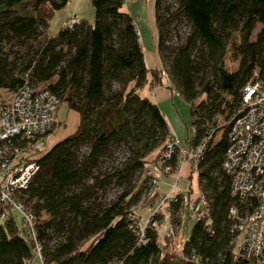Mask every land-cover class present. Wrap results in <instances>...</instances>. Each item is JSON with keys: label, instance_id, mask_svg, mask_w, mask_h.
Segmentation results:
<instances>
[{"label": "trees", "instance_id": "1", "mask_svg": "<svg viewBox=\"0 0 264 264\" xmlns=\"http://www.w3.org/2000/svg\"><path fill=\"white\" fill-rule=\"evenodd\" d=\"M123 1L89 0L91 23L83 19L71 27L62 23L47 36L48 21L66 0H0V89L12 92L25 79L54 93L77 115L75 128L38 157L39 170L20 196L36 215L43 259L61 264H157L161 249L168 247L170 240L158 246L151 230H146L142 244H136L127 228L125 210L137 199L138 189L120 191L102 205L93 202V192L111 180L127 184L135 170L158 154L167 126L157 107L138 90L161 83L166 26L181 17L189 29L171 52L167 86L188 107L194 132L184 142L194 144L211 133L197 163V186L208 199V215L194 220L180 253L193 250L212 260L219 253V264H229L233 251L227 246V208L234 200L228 196V176L219 167L229 121L213 141L214 125L200 111L209 106L225 119L234 113L236 106L232 111L231 107L238 104L239 89L253 73L264 84V0H176L173 10L161 8L163 15L158 13V0H153L160 69L145 67L135 27L120 10ZM255 24L260 27L249 40ZM38 26L44 38L33 43L40 34ZM10 39L24 46L16 56L5 49ZM226 54L235 63L233 69L224 66ZM200 73L206 77L194 91ZM113 81H118L115 90L110 88ZM201 94H206L207 102H196ZM85 139L88 150L78 157L76 144ZM124 141L128 154L120 165L85 183L106 146ZM12 227L7 223V232ZM56 235L62 239L54 240ZM29 253L26 242L0 227V264H20Z\"/></svg>", "mask_w": 264, "mask_h": 264}, {"label": "built area", "instance_id": "2", "mask_svg": "<svg viewBox=\"0 0 264 264\" xmlns=\"http://www.w3.org/2000/svg\"><path fill=\"white\" fill-rule=\"evenodd\" d=\"M76 21L72 16L63 24L71 27ZM159 74L167 80L163 69ZM174 94L178 95L176 91ZM58 103L54 93L25 79L0 101V227L5 234L28 244L30 253L20 264H61L44 261L36 215L20 198L39 170L38 157L49 146ZM189 132L191 136L193 126H189ZM210 133L211 130L200 141L187 144L167 129L158 154L145 170L146 195L154 194L155 199L147 200L142 219L131 207L125 210L127 228L136 244H142L146 230H151L158 246L165 240L182 245L188 238L183 234V220L208 215V199L197 186V163ZM226 142L219 167L228 176V196L234 200L227 208V246L233 251L229 264H264V84L255 78V73L239 89ZM184 164L188 181L184 188H177L175 182ZM166 176L168 182L163 181ZM7 223L13 226L11 232H7ZM178 255L195 264H219L221 259L219 253L212 260L193 250Z\"/></svg>", "mask_w": 264, "mask_h": 264}, {"label": "rangeland", "instance_id": "3", "mask_svg": "<svg viewBox=\"0 0 264 264\" xmlns=\"http://www.w3.org/2000/svg\"><path fill=\"white\" fill-rule=\"evenodd\" d=\"M158 6L159 10L158 13H163L160 11L162 7L167 6L169 10H173L176 7V0H158ZM93 11V10H92ZM55 13V14H54ZM51 16V19L48 22V26L46 27V35L49 36L51 34H54L58 28V13L54 12ZM260 25L255 24L253 30L251 31V34L249 36V40H252L254 37L255 32L259 29ZM139 35H140V43L144 45L145 43V33L144 31L140 32L141 28L138 27ZM188 23L181 17L176 18L171 21L166 26V38L164 39L163 43L166 45V48L162 50V56H163V66L165 71L169 70V63H170V56L173 48H175L177 45L181 44L184 40L185 35L188 32ZM37 30L39 31L38 38L36 40H33V43H36L38 40H42L44 37L42 27L38 26ZM23 45L17 44V42L13 39H10L5 44V49L7 48L10 50V52L13 53L14 56H16L18 53H20L23 50ZM147 50V49H146ZM195 50L191 51V56L195 58ZM145 55L148 56V51H145ZM224 66L227 69H233L235 67V63L232 62L226 54L223 59ZM206 76L202 73L198 74L195 81H194V91H198L201 86L202 80ZM164 83L169 82L162 78ZM118 85V81L111 82V90H115ZM213 89V87L211 88ZM8 92L4 91L3 89H0V101H3L7 98ZM206 101L207 102V96L206 94H201L199 98L196 100L199 101ZM169 105L172 109V111L177 114L178 116H184V111L186 113L187 107L185 101L177 97L175 101H169ZM237 105H232L231 111L235 108ZM184 110V111H183ZM200 114L203 115V117L206 119V122L214 125V133L212 136V140L215 141L221 131L224 129V125L229 121L230 115L227 116V118H222L218 112H216L212 107L206 106V109H201ZM93 117V113H90L89 118ZM193 117L197 118L196 115H193ZM55 122L58 123L53 126V129L51 130L50 137L47 141V144L51 145L54 141L60 139L62 136L68 134L71 132L77 123V116L76 113L67 110L65 106L61 103H59L55 109L54 113ZM184 119V117H183ZM61 121L64 122V124L61 123ZM89 142L88 140H82L79 141L76 144L75 147V153L79 157L80 155H83L88 150ZM128 142L124 141L121 143H109L106 146V151L103 153V155L99 158L96 166H94L92 169H90L89 176L85 179V183H91V176L95 175L97 177H100L101 175H104L108 172H111L113 169L117 168L120 163L126 158V155L128 154L127 150ZM151 155V154H150ZM148 155V157L150 156ZM147 167V163L141 168L135 170L128 180V183H116L115 181L111 180L105 186L101 189H95L93 192V202L97 204H105L108 201L112 200L117 193L120 191L128 190L130 189V193H133L135 190H139L137 199L129 204V207H131L137 215L140 216V218H143V215L145 213V208L147 205V200L144 199L146 195L147 185H146V177H145V170ZM187 178L179 177L176 182L175 186L177 188H184L187 183ZM163 187V186H161ZM159 197V196H158ZM157 199V198H156ZM183 234L188 235L189 230L191 228V225L194 222L193 217H187L183 220ZM185 224V227H184ZM180 236L178 235V238ZM62 239L61 235H56L55 239L56 241H59ZM168 247H165L161 249L160 255H166V256H174L180 253V246L181 244L178 241H169ZM162 245V244H161Z\"/></svg>", "mask_w": 264, "mask_h": 264}, {"label": "crops", "instance_id": "4", "mask_svg": "<svg viewBox=\"0 0 264 264\" xmlns=\"http://www.w3.org/2000/svg\"><path fill=\"white\" fill-rule=\"evenodd\" d=\"M120 10L125 12L130 17L135 27L145 67L147 69H160L161 64L155 49L156 33L153 19V0H124L120 6ZM55 12L59 14L57 24L58 27L67 18L72 16L75 17L76 20L83 19L87 23H91L93 19V11L92 7L90 6L89 0H66L65 5ZM137 25L141 28L140 32L144 31L146 35L144 45L140 43V35ZM145 51H148V56L145 55ZM167 85L168 83H164V81L161 80V83L158 85L143 86L138 90V94H140L141 96H145L151 103H153L157 107L158 111L165 121L167 129L174 133L179 139L184 141V139L190 137V116L188 113V107L186 105V113L183 110L184 116H178L172 111L169 105V101H175L179 96L175 95L174 90ZM180 173V177H187V165H183ZM163 181L168 182L169 177H164ZM161 186L164 185L162 184Z\"/></svg>", "mask_w": 264, "mask_h": 264}, {"label": "water", "instance_id": "5", "mask_svg": "<svg viewBox=\"0 0 264 264\" xmlns=\"http://www.w3.org/2000/svg\"><path fill=\"white\" fill-rule=\"evenodd\" d=\"M157 264H195V262L186 261L182 256L177 254L174 256L161 255L159 256Z\"/></svg>", "mask_w": 264, "mask_h": 264}]
</instances>
